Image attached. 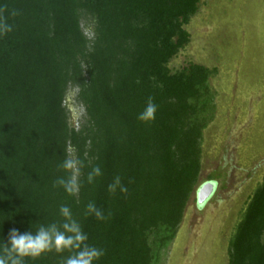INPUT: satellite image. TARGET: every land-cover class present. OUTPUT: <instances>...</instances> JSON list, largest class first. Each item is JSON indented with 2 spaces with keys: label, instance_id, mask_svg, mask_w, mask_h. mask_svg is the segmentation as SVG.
<instances>
[{
  "label": "trees",
  "instance_id": "trees-1",
  "mask_svg": "<svg viewBox=\"0 0 264 264\" xmlns=\"http://www.w3.org/2000/svg\"><path fill=\"white\" fill-rule=\"evenodd\" d=\"M200 2L0 0L12 27L0 38V239L30 223H61L67 205L88 244L104 249L99 264L159 263L202 170V116L216 70L169 68L191 40L185 27ZM73 86L86 109L80 129L66 108ZM149 100L155 119L142 122ZM69 158L82 162L71 195L54 186L72 175L62 167ZM96 166L102 175L89 184ZM116 177L126 192L109 191ZM90 202L104 220L87 214ZM68 255L28 264H62ZM229 264H264V177L231 239Z\"/></svg>",
  "mask_w": 264,
  "mask_h": 264
},
{
  "label": "rangeland",
  "instance_id": "rangeland-1",
  "mask_svg": "<svg viewBox=\"0 0 264 264\" xmlns=\"http://www.w3.org/2000/svg\"><path fill=\"white\" fill-rule=\"evenodd\" d=\"M82 27L93 39V21L84 17ZM185 28L191 40L170 62V70L175 73L195 63L216 72L209 79L211 90L206 97L212 101L202 116L207 127L201 144V175L178 237L162 250L158 264H229L231 239L264 177L256 170L264 148L247 165L240 162L238 150L250 148L264 131L257 117L258 105L264 102V82L255 86L253 82H259L255 77L249 80L237 71L245 72L254 58L261 66L257 75L264 70V0H201ZM78 94L77 87H70L66 108L70 123L80 129L87 117ZM210 179L217 182L216 191L200 207L196 191Z\"/></svg>",
  "mask_w": 264,
  "mask_h": 264
},
{
  "label": "clouds",
  "instance_id": "clouds-1",
  "mask_svg": "<svg viewBox=\"0 0 264 264\" xmlns=\"http://www.w3.org/2000/svg\"><path fill=\"white\" fill-rule=\"evenodd\" d=\"M11 31L12 27L0 18V38ZM156 111V105L149 100L138 119L142 122H151L155 119ZM62 167L72 175L67 179L58 178L54 186L59 185L70 195L77 193L79 191L77 177L82 162L69 158L64 160ZM101 175V168L96 166L88 173L87 182L92 184ZM108 187L112 193L118 189L120 192L127 191L119 177H116ZM59 214L62 217V222L59 224H39L33 230L34 223H30L29 230L24 232L17 228L11 229L6 242L0 239V264H28L29 261L35 262L52 252L58 255L70 253L62 264H99L105 255L104 249L88 244L87 234L73 217L72 211L67 205H62L59 208ZM87 214L94 215L97 220L105 219L103 211L94 202L88 203Z\"/></svg>",
  "mask_w": 264,
  "mask_h": 264
},
{
  "label": "flooded vegetation",
  "instance_id": "flooded-vegetation-1",
  "mask_svg": "<svg viewBox=\"0 0 264 264\" xmlns=\"http://www.w3.org/2000/svg\"><path fill=\"white\" fill-rule=\"evenodd\" d=\"M256 46V48H257V45H255ZM257 50L258 49H255V51L257 52ZM230 55H232L231 53H230ZM261 67V66H260ZM260 67H259V64L257 63V60L254 58V60H252V62L249 64V67L247 68V70L245 71V72H243V70H242V68H239V70L237 69V71H238V73L240 74V73H244V76L245 77H249V80H251V79H253L252 77H255V80H258L259 82H253V83H256L255 84V86L257 85V84H263V83H261V82H264V70L263 71H260L259 72V74H260V76H259V74L257 75V72H258V70H260ZM258 77H257V76ZM240 76V75H239ZM250 76H251V78H250ZM257 77V78H256ZM254 80V79H253ZM258 112L260 113V114H258V118H259V122L260 123H262L263 124V126H264V102L262 103V104H259L258 105ZM258 136H259V139L258 140H254L255 142H253V145L252 146H250V148H247V150L246 149H244V148H240V149H238L239 150V156H240V162H242V163H246V165L247 164H250V162L254 159L253 157L254 156H256V154L258 153V152H260L261 150L260 149H262V148H264V131L262 132V131H260L259 132V134H258ZM241 165V163L239 164V166ZM258 168L259 169H256V168H254V170L256 169V170H259V171H261V172H263V174H264V158H263V160H260L259 161V166H258ZM255 170V171H256ZM201 175V174H200ZM210 182H206V183H204L203 185H205V184H207V183H213L214 185H215V190H214V193H215V191H216V187H217V182L215 181V180H213V179H210L209 180ZM202 185V186H203ZM201 186V187H202ZM201 187H199V189L201 188ZM198 189V190H199ZM198 190L196 191V196H197V200H198ZM213 193V194H214ZM213 194H212V196H213ZM211 196V197H212ZM210 197V198H211ZM209 198V199H210ZM198 203V202H197ZM206 203H204L202 206H200V207H203L204 205H205ZM179 232H180V229H179ZM179 232H178V234H179ZM178 234H177V237H178ZM176 237V238H177Z\"/></svg>",
  "mask_w": 264,
  "mask_h": 264
},
{
  "label": "water",
  "instance_id": "water-1",
  "mask_svg": "<svg viewBox=\"0 0 264 264\" xmlns=\"http://www.w3.org/2000/svg\"><path fill=\"white\" fill-rule=\"evenodd\" d=\"M215 190V185L213 183H207L203 185L199 190H198V204L202 206L204 203L209 200V198L212 196Z\"/></svg>",
  "mask_w": 264,
  "mask_h": 264
}]
</instances>
